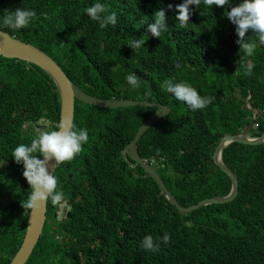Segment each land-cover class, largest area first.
Here are the masks:
<instances>
[{"label":"trees","instance_id":"1","mask_svg":"<svg viewBox=\"0 0 264 264\" xmlns=\"http://www.w3.org/2000/svg\"><path fill=\"white\" fill-rule=\"evenodd\" d=\"M96 2L106 14L117 13L115 27L102 29L84 14ZM181 2L0 0V15L26 8L38 17L24 29L0 31L46 53L88 96L168 108L169 114L136 147L187 208L229 194L231 182L212 160L224 136L246 130L253 112L257 118L248 137L264 132V46L257 41L254 54L246 56L234 43V25L223 14L227 6L209 10L203 0L181 26L175 8ZM237 3L232 0L233 6ZM161 9L167 30L153 38L141 22L151 23ZM246 36L256 39L251 32ZM138 38L145 39L142 48L125 45ZM130 73L139 77L136 89L126 83ZM169 78L215 99L205 109L191 111L160 87ZM155 111L101 109L75 101L72 123L87 130L88 142L53 171L64 199L71 202L70 217L57 221L58 205L46 203V223L26 264H264V145L232 143L222 151V162L238 181L232 202L180 215L124 152ZM59 118L60 95L48 75L0 56V264H9L19 249L30 212L21 203L31 189L11 151L38 135L39 121L54 130ZM165 232L170 239L158 251L140 247L145 235L155 240Z\"/></svg>","mask_w":264,"mask_h":264},{"label":"clouds","instance_id":"2","mask_svg":"<svg viewBox=\"0 0 264 264\" xmlns=\"http://www.w3.org/2000/svg\"><path fill=\"white\" fill-rule=\"evenodd\" d=\"M203 4L209 10L213 6L218 8L227 6L229 10L223 14L234 25V31L237 36L234 43L239 46V50H242L246 56L251 57L254 54L257 41L259 45L264 46V0H238L235 6L232 5V0H203ZM200 5L201 0H182L181 3L176 4L175 8L177 10L179 24L184 26L186 21L192 16L194 9L200 8ZM84 14L91 21L97 22L102 29L109 25L115 27L118 22L117 13L113 11L106 14L105 6L100 2L86 7ZM36 19L38 17L36 11L33 9L17 8L13 11H7V15H0V30L9 28L18 31L28 27ZM141 23L145 26V32L153 38H159L167 30L163 9L154 13L151 23L143 21ZM248 32H251L252 36L256 39L250 40L246 36ZM144 44L145 39L138 38L130 39L125 45L132 50H137L142 48ZM175 66L178 68L180 66L179 62ZM251 68L252 65L248 64L245 71L250 73ZM126 83L131 88L136 89L139 87V77L135 73H130L126 77ZM160 87L170 93L176 101L182 102L191 111L203 110L215 99L213 96H201L198 94L196 88L189 83L184 81L174 82L171 78L165 79ZM248 98L250 99V97ZM249 99L247 101V107ZM155 108L157 115L160 117L168 114V109L164 106L156 105ZM256 118L257 113L253 112V124H255ZM87 142V130L77 128L71 121L65 120L57 123L54 130L39 131L38 135L31 139L29 144L21 143L12 149L10 154L11 158L16 164L22 165V177L31 189L30 194L21 203L23 209L35 210L48 201H51L53 205H58L59 209L63 205L65 206L67 202H70L64 199L65 194L58 187V180L53 174L52 169L66 161H71L82 151V146ZM148 164L153 168V162ZM63 200L64 202L61 204ZM65 208L67 209L66 206ZM58 209L54 215L56 220L58 219ZM186 225L191 227V222L186 221ZM169 239L170 236L167 232L155 240L151 235H145L140 242V247L146 252H156L159 250L160 244H166Z\"/></svg>","mask_w":264,"mask_h":264},{"label":"water","instance_id":"3","mask_svg":"<svg viewBox=\"0 0 264 264\" xmlns=\"http://www.w3.org/2000/svg\"><path fill=\"white\" fill-rule=\"evenodd\" d=\"M0 56L5 59L18 60L31 64L42 70L52 80L60 95V118L61 121L73 122L74 116V103L78 101L82 104L97 107L101 109H118V108H155L154 103H147L142 101H129V100H101L84 94L78 87H76L66 76L64 71L52 60L46 53L39 48L26 44L18 39L12 38L7 33L0 31ZM249 99V98H248ZM247 99V101H248ZM162 106V105H161ZM165 107V106H164ZM168 109V108H167ZM169 114V109H168ZM167 114V115H168ZM161 117L157 115L156 111L147 118V120L138 129L135 138L130 144L124 148V152L128 159L136 164L147 176H149L159 188L162 196L166 201L176 210L180 215L190 214L200 208L210 205H223L232 202L238 193V181L234 174L223 164L221 159L222 150L232 143H238L249 146L264 145V132L257 138H249L248 133L253 127V122L249 127L240 134L224 136L217 145L212 160L216 167L223 172L231 182L230 192L226 197L206 199L194 206L187 208L181 207L172 194L168 191L162 179L154 168L144 161L137 152L136 144L140 137ZM255 119V118H254ZM56 166L52 169L55 170ZM64 200L61 202V204ZM67 207L65 217L61 223H65L69 217L70 202L65 204ZM46 222V203L41 207L30 210L27 221L25 235L22 239L18 251L15 253L9 264H26L31 256ZM55 230V227H53ZM61 243L63 241L61 240Z\"/></svg>","mask_w":264,"mask_h":264},{"label":"rangeland","instance_id":"4","mask_svg":"<svg viewBox=\"0 0 264 264\" xmlns=\"http://www.w3.org/2000/svg\"><path fill=\"white\" fill-rule=\"evenodd\" d=\"M249 121L251 122L252 119L250 118ZM48 128H49V124H48V122H46L44 120L39 121L38 124L35 125V131L36 132H39L41 130H46ZM65 210H66V208H65L64 205L58 209V219H57V221H60L64 217Z\"/></svg>","mask_w":264,"mask_h":264},{"label":"bare ground","instance_id":"5","mask_svg":"<svg viewBox=\"0 0 264 264\" xmlns=\"http://www.w3.org/2000/svg\"><path fill=\"white\" fill-rule=\"evenodd\" d=\"M223 151V150H222ZM222 155V154H221ZM222 159V158H221ZM224 164V163H223Z\"/></svg>","mask_w":264,"mask_h":264},{"label":"flooded vegetation","instance_id":"6","mask_svg":"<svg viewBox=\"0 0 264 264\" xmlns=\"http://www.w3.org/2000/svg\"><path fill=\"white\" fill-rule=\"evenodd\" d=\"M53 229V228H52ZM55 229H56V227H55Z\"/></svg>","mask_w":264,"mask_h":264}]
</instances>
